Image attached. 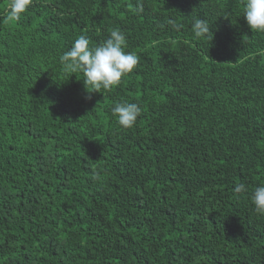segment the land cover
I'll list each match as a JSON object with an SVG mask.
<instances>
[{
  "label": "trees",
  "instance_id": "trees-1",
  "mask_svg": "<svg viewBox=\"0 0 264 264\" xmlns=\"http://www.w3.org/2000/svg\"><path fill=\"white\" fill-rule=\"evenodd\" d=\"M137 2L33 0L9 22L0 0V264H264V33L243 0ZM114 28L140 62L89 93L59 56Z\"/></svg>",
  "mask_w": 264,
  "mask_h": 264
},
{
  "label": "clouds",
  "instance_id": "clouds-1",
  "mask_svg": "<svg viewBox=\"0 0 264 264\" xmlns=\"http://www.w3.org/2000/svg\"><path fill=\"white\" fill-rule=\"evenodd\" d=\"M33 0H9L7 5V20L19 22L22 15L32 6ZM134 11H143L140 0H138ZM248 28L252 32L264 33V0H243V15ZM172 27L179 28L180 25L169 20ZM211 25L205 19L194 17L191 24V31L196 39H203L211 42L213 32ZM127 41L125 33L119 28L111 29L108 37L95 46L85 35L75 39L69 50L59 56V63L64 73L82 74V81L91 92L99 93L100 90L110 91L119 85L122 78L131 73L140 62V57L130 51H126ZM90 99V97H87ZM142 108L139 103L122 102L116 103L112 113L118 124L124 129L135 126ZM234 193L247 194L248 188L245 183H239L234 187ZM250 200L254 211L264 215V185L255 187L251 192Z\"/></svg>",
  "mask_w": 264,
  "mask_h": 264
}]
</instances>
